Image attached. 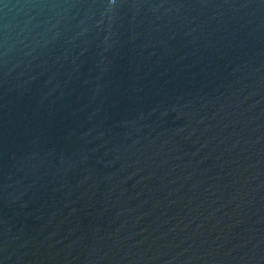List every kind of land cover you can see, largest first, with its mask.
Segmentation results:
<instances>
[{
	"label": "water",
	"instance_id": "1",
	"mask_svg": "<svg viewBox=\"0 0 264 264\" xmlns=\"http://www.w3.org/2000/svg\"><path fill=\"white\" fill-rule=\"evenodd\" d=\"M0 264H264V0H0Z\"/></svg>",
	"mask_w": 264,
	"mask_h": 264
}]
</instances>
